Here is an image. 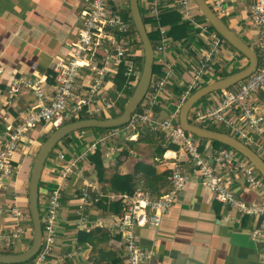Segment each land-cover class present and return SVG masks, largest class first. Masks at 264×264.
<instances>
[{
	"label": "crops",
	"instance_id": "obj_1",
	"mask_svg": "<svg viewBox=\"0 0 264 264\" xmlns=\"http://www.w3.org/2000/svg\"><path fill=\"white\" fill-rule=\"evenodd\" d=\"M81 1L0 0L1 132L16 125L19 117L35 102L33 93L27 89H21L15 94L8 92L14 77L24 75L40 78L46 95L53 96L52 66L68 54L75 41L80 22ZM165 2L168 7L164 11L176 8L172 0ZM228 4L230 12L221 19L227 20L224 22L228 27L251 48H259V30L249 18L246 0H228ZM194 14L193 7L192 15ZM182 16L188 25L187 36L174 38L167 34L165 58L174 68V75L162 93L159 104L154 108V115L158 119L170 115H174V119L178 118L180 94L192 80L197 60L206 45L207 34L204 32L203 35L197 26V23L202 22L196 21L194 17L191 20L183 14ZM166 28L168 32L169 26L167 25ZM233 53L236 54L235 57H232ZM154 63L159 69L154 74H158L162 66ZM247 63L248 59L243 54L226 44L201 77L196 88L228 76L245 67ZM107 92L114 93L112 89ZM219 95L220 91H216L199 99L190 109L188 118H192L196 107L214 103ZM263 98L262 92L256 93L252 98L262 112H264ZM114 109L117 111L118 107ZM100 116L95 117L100 118ZM53 128L55 127L49 124L35 125L27 131L18 149L13 153L12 162L15 165L13 174L5 188L0 189L2 209L8 208L13 201H16L29 213L28 183L31 168L38 149ZM80 130H84V133L80 134ZM106 132L107 129H79L71 132L53 147L44 162L39 179L40 210L46 194L56 185L59 168L65 163L59 155L64 153L68 160L84 151ZM124 134H128L127 139H136L138 130L136 129L134 136H131V132H125L119 137ZM113 140L114 138L110 139L100 147L106 174L132 172L137 161L154 163L157 173L169 171L171 174L175 164L192 173V164L179 146L176 150H166L161 157H155L154 147L149 143L136 142L129 145L126 142L115 143ZM122 148L127 149V155H120ZM87 158L69 175L63 187L62 207L57 221L58 234L45 264H91L92 246L85 241L84 234L96 227L110 233V239L102 243V246L111 253L112 260L109 264H126L120 235L108 229L106 225H99L111 221L122 211L124 195L102 192V183ZM211 164L215 172L228 182L238 198L250 204L264 203V190L250 187L241 174L234 173L229 167H221L213 162ZM191 176L179 191L173 205L162 215L157 226L145 225L136 229L139 244L152 250L151 264H264V228L259 240L256 241L250 236L255 227L264 223V216L241 215L229 209L215 200L212 193L195 176ZM85 183L92 184L104 195L97 204L89 207V220L94 226L87 229L78 228L75 223L77 197L80 187ZM138 190L146 192L140 188ZM118 200H120L118 202L120 212L112 208L113 203ZM14 226L15 222L10 212L3 210L0 213V251L16 248V252H21L31 243L32 224L29 213L22 223L21 236L15 240L12 247L4 248L1 243L10 236Z\"/></svg>",
	"mask_w": 264,
	"mask_h": 264
},
{
	"label": "built area",
	"instance_id": "obj_2",
	"mask_svg": "<svg viewBox=\"0 0 264 264\" xmlns=\"http://www.w3.org/2000/svg\"><path fill=\"white\" fill-rule=\"evenodd\" d=\"M172 1L186 18L193 20V0ZM205 1L220 18L230 12L228 0ZM246 2L249 18L259 30L257 69L237 84L220 90V95L214 103L196 107L191 119L193 123L203 127L225 128L229 134L249 145L264 159V112L252 101L256 93L264 91V0ZM138 3L141 14L153 20H157L160 13L168 7L165 0H138ZM125 7H128V0L81 1L80 22L75 41L68 54L52 66V97L46 95L40 78L24 75L13 78L8 92L15 94L21 89H27L33 93L35 102L19 117L16 125L4 132L0 131V189L5 188L13 174V153L32 127L37 124H49L56 128L67 121L80 119V116H108L109 111L117 107V100L125 96L115 88L114 79L120 66L126 78L124 87L134 89L140 75L137 58L142 55V46L132 31L130 20L124 19L121 14ZM197 26L202 34H207L206 45L193 70L192 80L180 94L178 109L188 94L199 85L201 77L227 44L206 22L197 23ZM153 29L160 35L159 41L153 47L154 62L162 66L161 72L152 73L144 98L125 126L108 128L105 135L68 160L64 153L59 155L65 163L58 170L56 185L46 194L40 210L42 241L37 253L27 264H45L48 259L57 238L62 190L69 175L85 158L110 139L125 132H131V136H134L137 126L164 133L165 142L177 144L188 156L192 173L175 164L169 175V187L161 195L153 197L140 190L130 196L124 195L122 211L111 221L99 224L106 225L108 229L120 235L126 264H151L152 250L139 244L136 229L145 225L157 226L191 175L212 193L215 200L229 209L241 215L264 216V203L250 204L238 198L228 182L215 172L211 164L213 162L221 167H229L234 173L241 174L250 187L264 190L263 177L244 156L228 146H215L212 140H202L183 130L179 124H174V115L163 119L155 117L154 108L170 84L174 68L165 58L168 45L166 26L155 24ZM235 56L233 53L232 57ZM109 89L114 93H108ZM83 133L84 130H80V134ZM102 196L104 195L90 183L80 187L75 210V223L78 228L87 229L94 226L90 223L88 210L91 205L97 204ZM3 210L9 211L15 222L10 236L1 243L4 248H10L23 233L22 223L29 213L16 201L6 209L0 207V213ZM263 228L264 223L255 227L250 233L251 238L259 240Z\"/></svg>",
	"mask_w": 264,
	"mask_h": 264
},
{
	"label": "water",
	"instance_id": "obj_3",
	"mask_svg": "<svg viewBox=\"0 0 264 264\" xmlns=\"http://www.w3.org/2000/svg\"><path fill=\"white\" fill-rule=\"evenodd\" d=\"M199 14L225 39L233 48L243 54L248 63L242 69L195 89L180 106L178 113L179 126L201 139H208L224 144L242 156L258 171L264 179V159L261 158L249 145L233 135L203 127L191 122L188 113L192 106L204 96L228 88L242 81L257 69L258 53L251 48L239 35L209 7L205 0H193ZM128 10L132 24L138 34L142 46L143 60L140 75L132 94L124 104L123 110L116 116L105 118L88 117L63 123L56 127L42 142L34 158L28 183V208L32 224V240L29 246L21 252H0V264H18L31 259L38 251L42 241V227L40 209L38 206V184L44 162L53 147L67 134L84 128H111L126 124L131 119V114L137 109L149 87L154 64V47L148 36L147 29L140 12L138 0H128ZM264 100V98H263ZM264 102V101H263Z\"/></svg>",
	"mask_w": 264,
	"mask_h": 264
},
{
	"label": "trees",
	"instance_id": "obj_4",
	"mask_svg": "<svg viewBox=\"0 0 264 264\" xmlns=\"http://www.w3.org/2000/svg\"><path fill=\"white\" fill-rule=\"evenodd\" d=\"M195 9L198 10L196 5L194 4V10ZM121 14L124 19L130 20V23L132 25V31L137 37L138 43L141 45V42L139 41V38H138V34L132 24L128 7H125ZM142 17H143V20H144V23L147 29L148 36L153 46H155L156 43L160 39V35L158 31L153 29V26L155 24H160L164 26L168 25L169 31L167 32V34L174 38H184L187 36L188 25L186 21L183 19L184 17L178 11L177 8H171V9H167L161 12L157 20H153L151 17H148L147 15H144V14H142ZM193 17L196 21L206 22L207 24H209L205 20V18L201 14H199V12H196L193 15ZM210 28L213 29L211 25H210ZM223 40L228 45H230L225 39ZM254 50L258 53V56H259V48L256 47L254 48ZM137 60H138L139 67H141V62L143 60V54L140 57H138ZM158 70L159 69H158L157 64L154 63L153 64V74L156 73ZM114 82H115V88L118 91H122L125 94V96L124 98H120L117 100L116 106L118 107V110L116 111L114 108H112L109 111L108 116L118 115L123 110L125 102L127 101V99L130 97V95L133 92V88L128 89L127 87H124L126 78L123 75L122 66L119 67V70H118L117 75L115 76ZM263 93L264 91H262V94ZM105 117L106 116L103 114L100 116V118H105ZM81 118H88V116H80V119ZM74 120L75 119L71 121H74ZM189 120L193 122L191 118H189ZM174 124H179L178 118L174 120ZM125 125L126 124L115 126V127H123ZM206 127L228 133V131L223 127H211V126H206ZM54 129L55 128H53L52 131ZM98 129L105 130L108 128H98ZM137 130H138V137L136 139H126V143H128L129 145H133L136 142L149 143L151 146L154 147L153 156L155 157H161L163 153L168 149H173V150L178 149L177 144L172 143L171 141L165 142V138L163 136L164 133H155L147 129L144 126H139ZM69 134H67L65 137H67ZM202 140H208V139H202ZM164 142L166 145L163 147L162 144ZM212 142L214 143L215 146L224 145L217 141H212ZM127 154H128L127 149L122 148L120 155H127ZM102 156H103L102 151L100 149H97L93 151L88 156L87 159H88V162H90L94 171L96 172L98 180L102 183V186H103L102 192H104L105 194L112 192L114 194H118L122 196L123 195L130 196L136 190H138V188H140L148 192L151 196L157 197L167 190L168 176L170 172L164 171L162 173H157L154 163L152 164V163H147L144 161H137L134 165L132 172H127V173L113 172L111 174H106V167L104 165ZM139 174L140 176L138 177ZM118 202H120V200L113 203L112 205V208L115 209L116 212L121 211ZM84 238H85V241H87L92 246L93 254L90 256V259L92 261L91 264H109V261L112 260L111 253L102 246V243H105L108 239H110V233L104 229H101L100 227H96L95 229L91 231L85 232ZM0 252L15 253V251H13L12 249H5V250H1ZM30 260L31 259L25 262H22V263H18V264L28 263ZM114 260L115 259L113 258V261Z\"/></svg>",
	"mask_w": 264,
	"mask_h": 264
},
{
	"label": "rangeland",
	"instance_id": "obj_5",
	"mask_svg": "<svg viewBox=\"0 0 264 264\" xmlns=\"http://www.w3.org/2000/svg\"><path fill=\"white\" fill-rule=\"evenodd\" d=\"M142 12H143V10H142ZM196 12H199L198 10H194V13H196ZM224 21H226L227 22V20H225L224 19ZM195 105V104H194ZM138 127L139 126H137L136 127V129H138ZM96 129H98V128H96ZM127 136H128V134H124V135H122L121 137H119V138H114V140H113V142H115V143H124V142H126L125 140L127 139ZM10 249H12L13 251H15L16 250V248L15 249H13V248H10ZM16 252V251H15Z\"/></svg>",
	"mask_w": 264,
	"mask_h": 264
}]
</instances>
